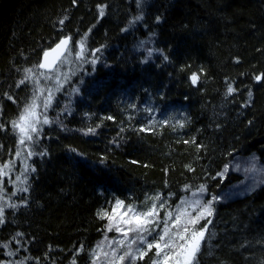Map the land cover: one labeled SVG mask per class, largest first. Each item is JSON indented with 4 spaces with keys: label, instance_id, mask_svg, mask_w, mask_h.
I'll return each mask as SVG.
<instances>
[{
    "label": "trees",
    "instance_id": "1",
    "mask_svg": "<svg viewBox=\"0 0 264 264\" xmlns=\"http://www.w3.org/2000/svg\"><path fill=\"white\" fill-rule=\"evenodd\" d=\"M65 37L53 121L29 144L46 154L21 159L11 122L33 100L25 70ZM262 74L264 0H0V203L17 204L5 207L0 264H92L108 225L97 213L117 199L144 209L159 195L164 216L201 185L211 199L240 182L223 174L235 157L264 163ZM212 208L198 264H264V184Z\"/></svg>",
    "mask_w": 264,
    "mask_h": 264
},
{
    "label": "snow or ice",
    "instance_id": "2",
    "mask_svg": "<svg viewBox=\"0 0 264 264\" xmlns=\"http://www.w3.org/2000/svg\"><path fill=\"white\" fill-rule=\"evenodd\" d=\"M73 3H76V0H73ZM105 5H97L98 15L103 17L105 15ZM143 17L138 16L136 20H141ZM68 17L65 16L63 19L59 21L60 24H63ZM157 22L160 21V17H157ZM71 37H65L60 40V42L55 46V48L51 49V52L57 53V59L61 55H63L64 51L67 50V45ZM81 52L77 53L78 57L82 55L84 48V40L78 42ZM96 51H99L97 49ZM45 60L49 56V51L44 52ZM151 55V52H149ZM167 60V56L164 57ZM95 60L92 61L95 64ZM55 63V62H54ZM36 67L39 68H49L52 70V65H48L46 63H40ZM26 73H31L32 69H26ZM203 72V69H201ZM43 75V73L41 74ZM264 75V74H262ZM28 76L25 77L27 79ZM261 76H256L255 79L257 81L261 80ZM191 83L193 85L197 84L199 80V76L196 73H193L190 76ZM25 81L21 80L17 87L20 84H23ZM58 90V89H57ZM236 89L232 87L231 84L227 87V95H231L235 92ZM8 96V99H12L10 95L5 93ZM249 96H251V92H249ZM52 100V93L49 91L47 98L43 102V106L47 109ZM39 105L36 103V98L34 97L32 103L27 104L20 116L17 120L11 122L13 130L19 129L20 139L19 143L21 145H25L26 142L35 143V137L33 134H38L40 132V128L37 127L38 124L41 123L39 115L36 112V109ZM134 107V106H133ZM146 111H151V109H145ZM107 119L111 120L112 117H107ZM43 124H48L50 121L47 116H44ZM167 123V121H164ZM180 127H183V123L179 122ZM4 126L0 124V129ZM99 127V125H97ZM142 131L144 129H141ZM123 131V129H121ZM95 128H88L85 134H95ZM185 143H189V141H185ZM191 143H195V139L191 141ZM201 146L197 145L199 149ZM75 151V149H72ZM45 155L46 153H36L33 150L29 149L28 156L32 155ZM17 156L20 155L19 152L16 153ZM10 163V162H9ZM9 163L0 166V175H7V170L9 169ZM33 172L35 168L31 169ZM222 175V174H221ZM17 180H20V177H16ZM23 183V181H22ZM28 187L19 188L18 191L27 193ZM199 193L203 195L206 192V189L203 185L198 189ZM17 193H11L12 196H15ZM195 195V194H194ZM149 199L156 201L160 200V196L157 195L155 197H150ZM5 200V189L0 186V201ZM217 200L216 196H212L211 199L207 201H202L201 199H196L191 202L189 206H195L198 209L197 215L192 216L187 212V209L184 205L189 204L188 201L182 200L181 205L178 206V210L176 215L173 217L172 212L166 213V218L161 221L159 220V212L157 211V204L152 203L150 206H146V210L140 211L135 208L134 205L128 204L125 206L124 201L117 199L115 205L112 209V213H117V209L125 208V211L122 215H119L117 219V215L110 214L108 211L101 210L97 213L100 218H107L109 220V224L107 225V231L115 230L117 233L122 234V239L120 240H112L109 241L107 247L111 250L104 251L103 255L106 260H108V264H136V261L142 260L149 251L155 249V259H152L151 264H198V254L201 250V244L205 239V232L207 231V226H203L201 228H196L195 226L199 223L201 219L206 218L207 216H211L213 213V202ZM26 203L25 201H22ZM164 202L161 201L159 204V208H164ZM5 207L16 208L17 204L15 203H0V225L5 223ZM187 217V220L184 222L183 226H181V221L183 217ZM128 217V219H125ZM171 221V224H169ZM163 224L161 231L157 232L156 229L160 227V224ZM211 223V221H208ZM124 225L126 227H121ZM155 233V235H154ZM17 236H21L22 233H17ZM149 237H152L150 240ZM107 239V238H106ZM113 245H116L113 247ZM4 247H8L7 244L3 245ZM104 242H101L97 245V249L103 250ZM14 253L9 252L8 255H13ZM100 253L96 250H93V261L92 264H96L97 259H99ZM73 264H75V260H73Z\"/></svg>",
    "mask_w": 264,
    "mask_h": 264
},
{
    "label": "rangeland",
    "instance_id": "3",
    "mask_svg": "<svg viewBox=\"0 0 264 264\" xmlns=\"http://www.w3.org/2000/svg\"><path fill=\"white\" fill-rule=\"evenodd\" d=\"M78 47L80 48V46L77 45V48ZM74 50H70V51H74ZM61 62L62 63L60 65H58V67L52 73H47L41 69H38V70H32V72L27 75L28 81H30L34 85L33 86V88H34L33 98L34 97L36 98V103L39 105V107L36 109V112L39 115V118L41 121V123L37 125V127L40 128V132H39L38 136L40 135L42 130L47 125H49V123L48 124L42 123L44 116H47L49 121H53L52 119H50L51 118L50 117L51 116L50 110H51V104L53 101V97L62 88V85L66 79V76H67L68 67H70V65L66 62V60L61 61ZM42 73H43V75H41ZM49 91H51V93H52V100H51L50 106L47 109H45L43 106V102L47 98ZM16 130H17V133H18L19 139H20L19 129H16ZM33 135H34L35 140H36L37 139L36 134H33ZM29 144H31V142H26L25 145L20 144V151H19L20 155H19V157H22L21 159H23V154L28 153V151L30 149ZM231 172L232 173L237 172L238 174H241L243 176V179L240 182L235 183L232 186H230L227 190H225L219 196H216L217 197L216 201L228 200V199L233 200L236 197L245 196V195L253 192V190L257 186L264 184V163L260 162V160L258 159V157L256 155H252L249 157H242V156L235 157L233 159V161H231V163L227 166V168H225V172H223V174L227 175L228 173H231ZM196 199H201L202 201H207L210 198H207L206 192L203 195H201L198 190L192 191L190 194L183 197L182 200L189 202V204L184 205V207L187 209V212L190 213L192 216L197 215L198 209H196L194 205L193 206H189V205L191 204L192 201H194ZM152 203L157 204V211L159 212V220L163 221L166 218V213L164 216L161 215V211L163 208H159L160 201L159 200L151 201L150 205ZM213 204H214V202H213ZM150 205H148V206H150ZM180 205H181V202L179 203L178 206H180ZM178 206L176 207L174 213L172 212L173 217L177 213ZM135 208L137 210H140V211L146 210V208H144V209H139L138 207H135ZM124 211H125V208H119V209H117V213L114 214L111 212L110 214L122 215ZM168 212H170V211L168 210L167 213ZM119 215H117V219L119 218ZM208 217L209 216H207L206 218H208ZM206 218L201 219L195 227L198 228V225L201 223V221L205 220ZM125 219H128V217H125ZM186 220H187L186 216L182 218L181 226H183V224ZM108 224H109V220H108ZM169 224H171V221H169ZM121 227H126V226L121 225ZM162 227H163V224L161 223L160 227H158L156 229V231L157 232L161 231ZM154 235H155V233H154ZM122 238L123 237H122L121 233H117L115 230H113V231H107L106 230L104 238L98 243V244H100L101 242H104L103 250L97 249L98 244L95 246V249H94L100 253L99 259H97L96 264H108V260L105 259L103 252L104 251H109V252L111 251L107 247L109 241L120 240ZM149 239L151 240L152 237H149ZM115 246L116 245H113V247H115ZM150 253H153V256L155 259L156 258L154 255L155 249L148 252V254H150ZM138 261H140V260L138 259L136 261V263Z\"/></svg>",
    "mask_w": 264,
    "mask_h": 264
},
{
    "label": "water",
    "instance_id": "4",
    "mask_svg": "<svg viewBox=\"0 0 264 264\" xmlns=\"http://www.w3.org/2000/svg\"><path fill=\"white\" fill-rule=\"evenodd\" d=\"M57 45V44H56ZM55 45V46H56ZM70 45H71V40L69 41V44L67 45V50L64 51L63 55H61L59 57V59H57V53H54V52H51L50 50L55 48V46H53L52 48L46 50V51H49V56L47 57V59L45 60L44 58V55L42 56V59H41V63H46L48 65H52V70H50L49 68L45 67V68H40L41 70L47 72V73H50V72H53L57 66L61 63V61L63 60V58L65 57V55L67 54L69 48H70ZM55 62V63H54ZM260 81V80H259Z\"/></svg>",
    "mask_w": 264,
    "mask_h": 264
}]
</instances>
